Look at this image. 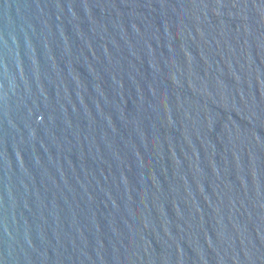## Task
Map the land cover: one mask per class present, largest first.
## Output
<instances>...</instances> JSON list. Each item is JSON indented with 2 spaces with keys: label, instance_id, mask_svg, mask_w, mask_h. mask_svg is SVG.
I'll list each match as a JSON object with an SVG mask.
<instances>
[{
  "label": "water",
  "instance_id": "obj_1",
  "mask_svg": "<svg viewBox=\"0 0 264 264\" xmlns=\"http://www.w3.org/2000/svg\"><path fill=\"white\" fill-rule=\"evenodd\" d=\"M0 264H264V0H0Z\"/></svg>",
  "mask_w": 264,
  "mask_h": 264
}]
</instances>
